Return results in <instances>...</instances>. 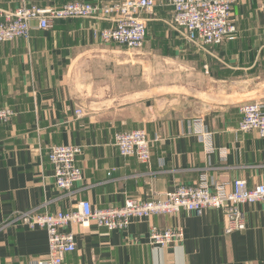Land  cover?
<instances>
[{
  "label": "crops",
  "instance_id": "obj_1",
  "mask_svg": "<svg viewBox=\"0 0 264 264\" xmlns=\"http://www.w3.org/2000/svg\"><path fill=\"white\" fill-rule=\"evenodd\" d=\"M120 1L0 0V9ZM171 14H141L138 51L102 43L96 34L111 23L96 19L55 20L48 30L32 22L28 39L0 44V109L14 113L0 122V224L32 208L69 212L82 200L100 210L161 199L201 176L227 190L236 179L264 184V138L238 129L243 104L264 106V0L235 4L237 35L216 46L189 41ZM136 129L152 141L148 163L113 145L115 134ZM50 146L81 148L82 181L71 192L54 184ZM240 211L245 229L230 234L216 209L133 218L124 230L72 224L62 231L76 248L63 264H264V213L259 205ZM151 228L180 229L183 241L152 245ZM47 251L42 229L0 230V264H31Z\"/></svg>",
  "mask_w": 264,
  "mask_h": 264
},
{
  "label": "built area",
  "instance_id": "obj_2",
  "mask_svg": "<svg viewBox=\"0 0 264 264\" xmlns=\"http://www.w3.org/2000/svg\"><path fill=\"white\" fill-rule=\"evenodd\" d=\"M244 0H122L120 2L92 5L90 3H68L58 8H41L21 3L14 10L0 9V44L28 39L31 23L40 30H48L55 20L96 19L107 21L111 26L96 34L102 43H116L131 51L143 47L146 25L142 13L155 8L171 9V26L184 32L186 38L202 46H216L234 40L237 28L232 22V7ZM239 131H255L264 138V106L248 103L240 107ZM81 111L76 115L81 116ZM13 111L0 109V122L7 123ZM152 141L145 131L136 129L114 135L113 145L123 158H135L148 163ZM81 154L79 146H50L47 158L53 168V181L62 192H71L82 181V172L77 164ZM242 205H259L264 213V184L249 188L246 181L236 179L231 189L222 184H211L201 176L192 185L178 186L165 193L161 199L148 201L128 200L121 207L93 210L87 201H79L74 210L41 212L39 208L13 214L0 224V230L10 226H24L30 230L42 229L47 236L48 251L44 258L31 264H63L64 257L75 251L74 235L62 231L69 225L86 228L92 222L107 231L124 230L131 219L152 216L175 215L181 211L200 216L205 209H216L227 218L225 233L243 231L245 223L240 211ZM148 241L156 246L179 244L183 241L180 229L151 228Z\"/></svg>",
  "mask_w": 264,
  "mask_h": 264
},
{
  "label": "rangeland",
  "instance_id": "obj_3",
  "mask_svg": "<svg viewBox=\"0 0 264 264\" xmlns=\"http://www.w3.org/2000/svg\"><path fill=\"white\" fill-rule=\"evenodd\" d=\"M249 103H254V102H249ZM245 104H248V103H245ZM244 105V104H243ZM257 133V132H256ZM258 134V133H257Z\"/></svg>",
  "mask_w": 264,
  "mask_h": 264
}]
</instances>
